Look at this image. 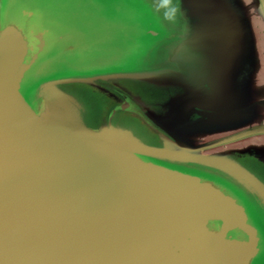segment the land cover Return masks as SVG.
<instances>
[{
  "label": "water",
  "instance_id": "water-1",
  "mask_svg": "<svg viewBox=\"0 0 264 264\" xmlns=\"http://www.w3.org/2000/svg\"><path fill=\"white\" fill-rule=\"evenodd\" d=\"M0 0V264H264V0Z\"/></svg>",
  "mask_w": 264,
  "mask_h": 264
},
{
  "label": "clouds",
  "instance_id": "clouds-1",
  "mask_svg": "<svg viewBox=\"0 0 264 264\" xmlns=\"http://www.w3.org/2000/svg\"><path fill=\"white\" fill-rule=\"evenodd\" d=\"M181 5L182 0H161V6L165 8L162 21L170 25L176 24L184 14Z\"/></svg>",
  "mask_w": 264,
  "mask_h": 264
}]
</instances>
